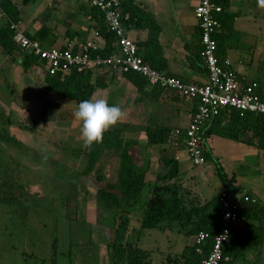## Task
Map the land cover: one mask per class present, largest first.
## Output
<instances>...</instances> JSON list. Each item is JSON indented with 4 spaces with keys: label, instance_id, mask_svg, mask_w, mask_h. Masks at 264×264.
<instances>
[{
    "label": "trees",
    "instance_id": "trees-1",
    "mask_svg": "<svg viewBox=\"0 0 264 264\" xmlns=\"http://www.w3.org/2000/svg\"><path fill=\"white\" fill-rule=\"evenodd\" d=\"M30 1L20 0V3L25 5ZM215 2L222 7V11L217 17L220 24L219 29L215 34L216 56L218 61L222 62L225 59L223 52L226 47H233L238 43L240 37L239 32L233 28V20L236 14L227 11L228 2L225 0H215ZM20 3L18 0H0V10L4 18V22L0 26V47L3 53L12 58L15 51L20 52V57L17 60L23 71L26 72L30 67L37 64L44 66V61L38 59L33 52L28 53V50L17 45L13 39L14 31L10 29V25L16 24L20 20ZM84 9L87 14L94 18V27L105 44L101 49L97 47L92 50L91 54L102 56L114 54L117 50L116 36L105 24L103 13L88 3ZM120 13L126 32L129 29L147 30L144 41L139 44L135 43L137 53L145 63L161 71L158 66V57L161 58L162 55L158 41L159 25L154 17L149 12L142 11L132 0H120ZM49 33L48 28L42 24L32 37L38 41H44L43 38L47 37ZM40 44L42 45L41 42ZM198 60L201 64L200 68L206 73L200 54ZM105 68L102 67L98 70L103 71ZM123 75L129 80L135 81L138 90H142L145 84L150 86L146 79L138 73L129 72ZM101 77L102 72L99 75H94L92 70L81 72L70 70L68 72L58 71L54 75L45 72L42 80L47 92L73 100L78 104L82 100L92 98L97 88L106 86ZM177 78L183 80L180 77ZM256 83L258 85L255 92L258 93L260 84ZM150 87L157 89L158 93L169 92L184 98L174 90L158 86ZM259 96L264 100L263 96L260 94ZM194 101L193 112L197 107V100ZM13 122L9 117L0 120L1 144L5 143L7 148L17 151L21 156L26 154L36 160H39L38 158L42 154L41 158L45 157L44 146L26 145L10 135L9 126ZM19 126L24 129L28 128L22 123ZM131 126L134 125L126 122L125 118L122 117L114 127L104 133L102 141L94 144L91 148L85 147L83 142L74 141H72V146L68 143L66 147L63 143L59 145V150L65 154L64 160L68 165L72 163L76 175L92 177L95 178L94 180L103 183V186L96 190L95 196L97 204L101 203L114 210L113 214L110 215L112 217L110 228L113 229V238L107 242L104 250L110 264H151L147 259L149 252L137 245L143 229L175 230L186 238L194 237L199 232L206 233L207 237L202 243L184 245L179 253H174L172 256L165 255L167 264H201L202 259L212 248L214 237L221 232L224 226L223 210L219 203V197L222 194L228 199L237 200L238 203L235 208L238 221L229 225L228 238L222 245V258L227 257L223 264H236L235 261L242 259L247 251L260 249L264 242V202L257 198L250 189L245 186L234 185L226 179L219 160L217 157H213L206 139L213 135L233 141H245L264 152V114L221 108L216 116L204 122L202 140L199 146L202 150L204 163L207 161L214 162L221 184V189L209 199H202L194 195L190 186L181 181L182 174L179 173L178 160L165 150L164 152L160 151L157 158L159 169L154 180L148 182L146 175L150 168V160L146 158L142 162V159L138 162L135 158L136 150L139 148L142 153H146L147 148L165 144L179 150L182 145L185 148L184 137L182 134L174 135L173 129L169 127L146 126L142 128L145 133V144L142 150L138 139L125 135ZM80 141L82 140L80 139ZM43 144L46 143L43 142ZM34 147L39 148L35 149ZM13 153L11 152L10 155L7 153L12 160ZM55 156L57 161L52 165V168L58 167L62 163V159L59 160L58 156ZM105 160H114L115 167L112 169L113 172L110 177L104 174L105 166L103 167V164ZM9 164H12L10 160ZM74 164L76 165L74 166ZM191 164L192 167L197 168L192 162ZM12 168L13 166H6L7 170ZM75 183L68 181L63 187L60 186L59 190L66 191L64 189L68 185L76 186ZM244 194L253 198L254 201L251 199L244 201L242 199ZM10 199L11 197H6V200L9 201ZM134 214H137L139 218V230L133 231L132 235L129 233V228H134L130 226L131 215L134 216ZM131 235L136 238L135 241L130 239ZM55 241L56 239L52 245L51 264H58Z\"/></svg>",
    "mask_w": 264,
    "mask_h": 264
},
{
    "label": "rangeland",
    "instance_id": "rangeland-1",
    "mask_svg": "<svg viewBox=\"0 0 264 264\" xmlns=\"http://www.w3.org/2000/svg\"><path fill=\"white\" fill-rule=\"evenodd\" d=\"M24 19H26V14ZM43 68L41 64H37L29 68L27 73L21 74L23 69L17 59L15 61L7 59L4 62L0 59V111L1 113L5 111L8 115L12 113V121L28 127L16 129L11 126L9 130L11 135L25 144L44 146V150H49L44 152L45 157L41 158L43 154L40 155L39 160L30 158L26 154L21 156L13 150L16 153H13L12 160L2 151V147L9 155L11 154L10 149L0 141V157L5 160L6 165L25 171L21 172L22 180H25L28 175L54 183L52 186L39 184L42 187L38 186V191L42 196H32L25 203H23L24 197L19 198L18 201L14 198L9 201L0 200V264H51L54 239H56L54 244H56L58 264H106L105 241H111L113 238L110 215L114 210L101 203L97 204L95 193L99 187L103 186V183L91 177H77L71 172L65 174L59 166L52 168L57 161L55 155L59 160L62 159L61 162L67 163L63 161L65 154L59 150V145L63 143L66 147L68 143L72 146V141L80 143L82 141H80V122L73 116L78 104L73 100L45 91L41 77L44 72ZM123 81V84H113L107 89L97 88L92 98H104L110 104L116 105L123 91L134 94L129 86L130 82L126 79ZM12 89L16 90L15 94H11ZM35 96L39 101L33 106ZM124 98H127L125 106L132 101V95ZM52 100L56 102L55 105H52ZM44 105L51 107L46 109L47 113L41 110ZM125 135L139 139L140 131L130 133L127 131ZM206 141L212 149L213 157L218 158L227 180L234 185L250 186L253 191L264 198L263 151L245 141H233L213 135L208 136ZM164 149L152 151L150 168L146 175L148 182L154 180L155 173L159 169L157 157L160 151L164 152ZM169 151L173 153L172 149ZM175 153H178L183 161L180 169L181 171L186 170L185 178L192 181V186L198 190L201 198L211 197L213 188L220 187V179L214 162H205L202 165L203 170L198 171L190 166L185 148H180L174 151ZM141 157L143 155L138 148L135 158L139 162ZM9 160L13 165L9 164ZM65 167L73 170L72 163ZM103 167L104 174L110 177L115 167L114 160H105ZM68 181L69 183L76 182V186L71 184L64 189L66 191L59 190V187H63ZM47 186L49 187L46 188ZM22 188L25 189L26 186L23 184ZM50 188L52 192L47 198ZM138 220L137 214L131 216V224L136 228H129L130 234L139 230ZM132 235L130 239L136 240ZM192 239L193 237L186 238L175 230L143 229L137 245L149 252L151 264H158V262L161 264L162 257L179 253L186 242H191ZM99 253H101V260L98 258Z\"/></svg>",
    "mask_w": 264,
    "mask_h": 264
},
{
    "label": "crops",
    "instance_id": "crops-1",
    "mask_svg": "<svg viewBox=\"0 0 264 264\" xmlns=\"http://www.w3.org/2000/svg\"><path fill=\"white\" fill-rule=\"evenodd\" d=\"M132 1L142 11L149 12L159 25L158 41L162 54L161 58L158 57L160 72L180 77L187 83H203L206 79V73L200 68L201 64L198 60L201 46L200 31L197 19L193 13L198 0ZM225 1L228 2L227 11L236 14L233 20V28L239 32L240 39L233 47H226L223 56L230 61L231 67L246 82H258L260 84L258 94L264 97V0ZM18 3H20V0H18ZM86 5L85 0H31L25 5L20 3V20L16 23L17 30L28 37L34 38L32 36L44 24L50 32L47 37L43 38L44 41H39L44 47H62L68 41H72L78 46L86 41H92L101 49L105 45L104 40L99 34L95 35L97 29L94 27V18L86 13L84 9ZM25 14L26 19H24ZM3 22L4 18L0 14V26ZM146 33L147 30L144 29H129L127 35L135 43L139 44L146 38ZM19 57L20 52L15 51L12 58L10 55L3 53L0 47V59L2 62L7 59L15 61ZM101 72V79L106 83V86L100 89H107L113 84H123V79L130 82L129 86L134 94L123 91L122 95H119L116 105L122 109L125 121L134 125L127 131L129 133L131 131H140L138 141L142 150L145 144L143 127L165 126L174 129L184 128L188 124L195 108V101L181 98L179 95L177 97L169 92L158 93L157 89L151 88L146 84L142 90H138L135 81L129 80L122 73L111 68H105L103 71L93 70L94 75H99ZM127 95H132V101H129L130 103L125 106L127 98L124 97ZM54 103L56 102L52 100V105H55ZM128 113L130 114L129 116L127 115ZM160 148H165L164 150L169 155L178 160L179 173L182 174L181 181L185 185H191L192 193L201 197L198 190H195L192 186V181L185 178L186 170L181 171L180 167L183 161L178 153L174 154V151L177 150L169 147V145L147 148V154L141 152L143 155L141 162L146 158L150 160L152 151ZM181 148H184L183 145ZM171 149L173 153H170L169 150ZM189 164L192 167L190 160ZM196 169L198 171L203 170V167ZM246 188L250 189L257 198L264 202V198L259 196L256 191H253L250 186ZM220 189L221 184L219 188H213L211 197ZM130 226L135 227L132 224ZM108 241H105V245ZM192 243L193 239L191 242H186L185 245H191ZM104 254L105 261H107L106 264H110L105 251ZM100 257L101 253H99L98 258ZM147 259H150L149 254ZM149 261L151 262V259ZM166 262L165 256L162 257L161 264H167ZM235 263L264 264V242L260 249L247 251L243 258L236 260Z\"/></svg>",
    "mask_w": 264,
    "mask_h": 264
},
{
    "label": "built area",
    "instance_id": "built-area-1",
    "mask_svg": "<svg viewBox=\"0 0 264 264\" xmlns=\"http://www.w3.org/2000/svg\"><path fill=\"white\" fill-rule=\"evenodd\" d=\"M90 6L97 7L104 17L105 24L116 36L117 50L112 55L102 56L91 54L97 46L92 41H86L76 46L68 41L62 47H44L40 42L17 30L12 23L13 39L20 47L31 50L38 59L44 61L43 71L54 75L56 72H78L95 70L102 67L111 68L122 74L135 72L146 79L150 86H158L178 92L189 100H197V107L191 114L184 128H175L174 135H183L185 148L193 165L198 168L204 164V158L199 143L202 140L204 122L216 116L221 108H233L240 112L264 114V100L255 92L257 83L246 82L231 67L228 59L218 61L216 56L215 34L219 29L218 14L222 11L215 0H198L193 13L197 19L200 31V57L206 69V79L201 84L187 83L177 77L160 72L147 63L137 53V45L128 37L121 19L120 0H85ZM0 14H3L0 10ZM98 33L95 32V35ZM244 201H254L247 194ZM222 207L224 226L214 237L212 248L202 259L201 264H223L227 257L222 258V245L228 238L229 225L238 221L235 211L237 200L228 199L225 195L219 197ZM207 234L199 232L193 237V243H202Z\"/></svg>",
    "mask_w": 264,
    "mask_h": 264
},
{
    "label": "clouds",
    "instance_id": "clouds-1",
    "mask_svg": "<svg viewBox=\"0 0 264 264\" xmlns=\"http://www.w3.org/2000/svg\"><path fill=\"white\" fill-rule=\"evenodd\" d=\"M74 119L80 122V138L91 148L102 141L103 135L123 117L122 109L104 98H89L78 103Z\"/></svg>",
    "mask_w": 264,
    "mask_h": 264
},
{
    "label": "flooded vegetation",
    "instance_id": "flooded-vegetation-1",
    "mask_svg": "<svg viewBox=\"0 0 264 264\" xmlns=\"http://www.w3.org/2000/svg\"><path fill=\"white\" fill-rule=\"evenodd\" d=\"M21 72H22V74L23 73H27V71L26 72H24L23 70H21ZM9 90V89H8ZM46 91V90H45ZM0 92H1V90H0ZM15 92H16V90L15 89H12V91H11V94H15ZM47 92V91H46ZM3 94H5L6 95V93L5 92H3ZM1 96V95H0ZM8 97V96H7ZM34 100H33V102L34 103H32L33 104V106H34V104H35V102H38L39 100L36 98V96L33 98ZM40 104V103H39ZM0 106H1V102H0ZM2 106H4V105H2ZM4 107H6V106H4ZM9 107H10V105H9ZM48 107H50V105H48ZM47 107V105H44L43 107H42V109L41 110H43V111H45L46 113H47V111H46V109L48 108ZM54 107V106H53ZM51 108V107H50ZM3 109V108H2ZM4 111V110H3ZM10 111L12 112V108L10 107ZM14 111V110H13ZM52 112V111H51ZM52 113H54V112H52ZM12 116V113H11V115L9 114H5V111H4V113H1V111H0V120H5L7 117H9L10 119L12 118L11 117ZM12 120V119H11ZM76 123V122H75ZM19 124H21V123H19ZM19 124H16L15 122H13L12 124H10V126H9V130H10V127L12 126V127H15L16 129L17 128H19V129H21L20 128V126H19ZM69 124V123H68ZM71 125H73V123H71ZM10 132V131H9ZM10 135H11V132H10ZM11 136H13V135H11ZM14 137V136H13ZM15 138V137H14ZM16 139V138H15ZM18 140V139H17ZM21 142V141H20ZM23 143V142H22ZM2 144H5V143H2ZM25 144V143H24ZM26 145H28V144H26ZM6 147H7V145H6ZM15 148H16V146H14ZM52 150H53V148H52ZM2 151L4 152L5 150H4V148L2 147ZM45 151H49V150H46L45 149ZM6 152V151H5ZM10 152H14V153H16L15 151H12V149H10ZM6 154H7V152H6ZM30 157V156H29ZM64 160V159H63ZM12 163V162H11ZM67 164V163H66ZM66 164H63V162L61 163V164H59L58 166H59V168L63 171V173H69V172H71L73 175H75V176H79V175H76V173L74 172V170H69L68 168H66L65 166H67ZM6 162H5V160H2L1 159V157H0V200H6V197H11V199L10 200H12L13 198L14 199H16L17 201H18V199L19 198H22V197H24V199H23V203H25V202H27V201H29V198L30 197H32V196H36V195H40V193H39V191H38V186H40V187H42L41 185H39V184H43L44 186H46V185H50V186H52L54 183H50L49 181H46V180H42V179H40V178H34V176H28L27 175V178L25 179V180H22L21 178L23 177L22 176V174H21V172L22 173H24L25 171H22V169L20 170H16V168H12V169H10V170H7L6 169ZM66 169V172H64V170ZM69 170V171H68ZM16 174L18 175V176H16ZM84 176V175H83ZM85 177H88V176H85ZM52 178H55L54 176H52ZM92 178V177H91ZM55 179H58V180H60V178H55ZM65 183V182H64ZM25 185L26 186V188L24 189V188H22V185ZM49 186H47L46 188H48ZM52 188V187H51ZM51 188H50V191H48V196H47V198L48 197H50V194H51V192H52V190H51ZM27 191V192H26ZM19 192H21L20 194H19ZM46 195V194H45ZM40 196H42V195H40ZM18 209H22V208H19V207H17Z\"/></svg>",
    "mask_w": 264,
    "mask_h": 264
},
{
    "label": "water",
    "instance_id": "water-1",
    "mask_svg": "<svg viewBox=\"0 0 264 264\" xmlns=\"http://www.w3.org/2000/svg\"><path fill=\"white\" fill-rule=\"evenodd\" d=\"M28 53H31V50H28Z\"/></svg>",
    "mask_w": 264,
    "mask_h": 264
}]
</instances>
